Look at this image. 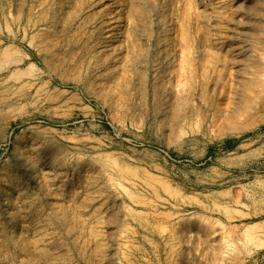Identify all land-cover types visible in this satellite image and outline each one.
<instances>
[{
	"label": "rangeland",
	"instance_id": "1",
	"mask_svg": "<svg viewBox=\"0 0 264 264\" xmlns=\"http://www.w3.org/2000/svg\"><path fill=\"white\" fill-rule=\"evenodd\" d=\"M263 6L0 0V88L18 71L0 99L44 122L0 162V264H264ZM152 35L171 39L168 73ZM47 82L85 99L96 139Z\"/></svg>",
	"mask_w": 264,
	"mask_h": 264
},
{
	"label": "bare ground",
	"instance_id": "2",
	"mask_svg": "<svg viewBox=\"0 0 264 264\" xmlns=\"http://www.w3.org/2000/svg\"><path fill=\"white\" fill-rule=\"evenodd\" d=\"M135 1L136 3H139L140 0H135ZM196 1L198 2L200 0H196ZM244 1H245V5H249L253 3L255 0H244ZM200 19L204 23H206L207 21L206 13H203L200 16ZM255 20L256 22L258 21L257 23L260 24V27H261L260 32H264V16H261V15L257 16ZM251 22L252 21L247 20V15L243 12L237 15L236 21H235L237 27L239 28V30H242V32L243 31L249 32L248 30H252ZM161 24L162 23L160 22L158 23L157 26L160 27L162 26ZM146 45L155 46V49L158 50L160 54V59H161V61H159L160 63L156 64V66L158 65L159 69L163 73H166V72L168 73V70L165 67L164 68L160 67V64L163 63L164 65L170 66L172 61L176 58L175 52L170 48L171 39L167 37V35H160V36L158 35L156 37H153L152 35L150 39L148 40V42L146 43ZM231 54L235 58L237 67L240 68L239 73L241 74L243 71V66H245V64L248 62V60L251 58L253 54V48L243 43L238 44L232 48ZM147 62L148 61H144V62L142 61V64H149V65L151 64L150 62L149 63ZM183 68H184L183 66L180 68L181 69L180 74ZM17 72L18 71L16 70V72L12 73L10 77L15 76ZM10 77L5 78V83L0 88V94L4 93L5 90H3V88L8 84ZM164 77L165 76H159L156 79V81H161L164 79ZM36 80L37 79H35V81ZM49 83L50 82H47L46 84L50 86V89L51 88L54 89V91L57 93V97L46 100V104L60 111L63 108H65V111L67 112H65V114L62 115V121H66V122H62V123L63 124L71 123L74 129L76 130V132L80 134L82 137L89 138V139H96L97 134H99V132L104 129L102 125L98 123L97 115L94 113H91L85 106V99L78 98L77 96L76 98L66 99L63 97L64 96L63 94L65 92L64 93L61 92L59 90V87H62V86L65 87L67 86V84L62 83V85H58L57 87V85L53 86V83H51V85ZM36 116L37 115L25 111L23 108H19V109L15 108L14 106L11 105L10 100H4L3 98L0 99V162L2 161L3 157L7 156V153H6L7 149L10 148V146L12 145L14 146L15 144H18V141L13 143V139L16 133H18V136L22 137L23 139H29L28 142H31L32 137L34 135L33 133L34 127L40 124H44V122L37 120L38 118ZM256 227L257 226L249 227L248 233L254 230Z\"/></svg>",
	"mask_w": 264,
	"mask_h": 264
}]
</instances>
